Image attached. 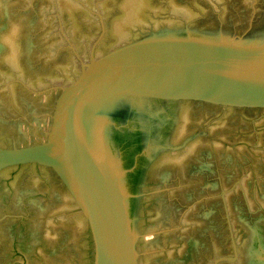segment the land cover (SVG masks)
Segmentation results:
<instances>
[{
  "label": "water",
  "instance_id": "1",
  "mask_svg": "<svg viewBox=\"0 0 264 264\" xmlns=\"http://www.w3.org/2000/svg\"><path fill=\"white\" fill-rule=\"evenodd\" d=\"M0 264H264V0H0Z\"/></svg>",
  "mask_w": 264,
  "mask_h": 264
}]
</instances>
